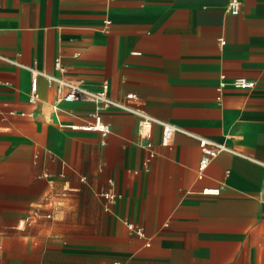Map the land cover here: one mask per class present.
<instances>
[{
  "label": "crops",
  "instance_id": "0c3cea01",
  "mask_svg": "<svg viewBox=\"0 0 264 264\" xmlns=\"http://www.w3.org/2000/svg\"><path fill=\"white\" fill-rule=\"evenodd\" d=\"M229 1L0 0L2 56L107 81L112 97L134 92L154 117L243 153L199 171L198 139L164 145L155 124L150 156L138 117L115 107L106 137L74 129L94 102L54 110L57 85L40 76L32 104L31 71L0 58V108L15 111L0 118V264H264V0L238 14ZM222 74L255 86L220 87Z\"/></svg>",
  "mask_w": 264,
  "mask_h": 264
},
{
  "label": "built area",
  "instance_id": "2783aa9c",
  "mask_svg": "<svg viewBox=\"0 0 264 264\" xmlns=\"http://www.w3.org/2000/svg\"><path fill=\"white\" fill-rule=\"evenodd\" d=\"M241 9V0H230L227 6V10L233 14H238ZM0 58L5 59L17 66L27 68L31 71V83H30V94L28 96V101L32 104L36 103L39 100V77L44 76L49 84L57 85V93L52 103L54 110H59L62 103L65 102H74V101H90L96 104V108L91 111L88 115V119L85 120L82 124H75L71 127L74 129H81L86 131H95L99 132L103 137H106L111 131V123L104 119L103 112L108 108H118L126 112L135 114L138 117V133H139V144L144 146L149 150L150 156L154 154L153 144L151 142L152 129L155 124L162 126V143L164 145H171L174 140V135L177 132H184L192 135L198 139L201 148L202 156L199 164V171H203L210 164L211 160L217 156L219 153L228 151L235 154L243 155L242 152L237 151L236 149L228 146L225 142L215 140L211 137L196 134L190 132L182 126L177 124L166 122L160 120L145 109L141 108L136 104L138 100V95L134 92H129L126 94V97L123 99H116L112 97L109 93V83L107 81L103 82L97 88H90L83 84L81 81H72L63 77L62 75H54L48 73L44 70H39L35 66L26 65L20 63L17 60H13L2 56ZM55 67L60 72H66L67 67L63 64L60 57H57L55 60ZM221 86L230 83L236 87L240 88H252L255 86V81L248 80L244 77H236L230 80H226L224 74L221 75ZM15 114L14 110L4 112L0 108V118L4 119L7 116ZM25 114V112H22ZM149 158L146 160L148 163ZM84 179V177H83ZM207 193L217 194L219 193V188H209L204 190ZM104 196L109 199L111 202H115L117 199V194L114 192H104ZM130 229L135 231L138 235L144 236L145 232L142 226L134 224L132 222L128 223ZM3 232V226L0 224V235Z\"/></svg>",
  "mask_w": 264,
  "mask_h": 264
}]
</instances>
